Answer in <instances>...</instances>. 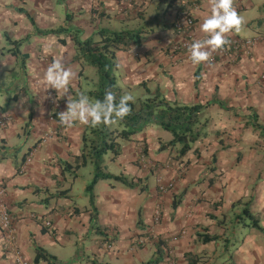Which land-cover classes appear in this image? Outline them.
I'll list each match as a JSON object with an SVG mask.
<instances>
[{
  "label": "crops",
  "instance_id": "0c3cea01",
  "mask_svg": "<svg viewBox=\"0 0 264 264\" xmlns=\"http://www.w3.org/2000/svg\"><path fill=\"white\" fill-rule=\"evenodd\" d=\"M185 1L0 0L2 35L6 36L9 43L30 37L20 47L21 56L26 58V67L22 75L16 77L18 83L11 98L5 94V87L0 88V121L5 122L4 126H0V148L7 147L12 152L9 158L0 162V187L5 191L4 206L16 223L17 248L28 252L33 264L36 247H42L55 256L56 264H145L155 257L160 242H163L164 252V260L160 264H187V253L202 256L203 264H264V240L253 238L254 228L250 224L216 223L220 210L215 213V217H211L207 211L202 212L206 209L204 206L187 203V199H193L197 188L193 192L188 190V196L185 195L180 207L173 209L174 196L179 195L180 189L189 186L174 169L172 174H166L163 179L168 181L173 178L176 180L175 187L166 191H160L159 187L155 193H151L149 206L144 213L141 211V224L135 201L130 207L115 202L113 197L118 194L120 186L107 180L111 187L107 199L95 193L98 222L94 227L90 217L92 207L86 193L87 180L92 178V164L80 168L71 182L66 177L68 170H64L63 162L72 164L69 160L75 162L80 155L87 124L71 127L61 124L58 114L66 110L67 95L61 97L54 91L40 89L38 74L44 75L53 60L59 58L66 68L77 73V79L76 45L71 37L64 34L57 35L50 45L46 42L50 35L34 33L30 17L42 30L65 25L68 16L71 18L69 26L73 29H76L78 17H83L84 22L101 19L120 23L123 27L130 22L135 26L129 27L130 30L144 28L148 33L144 35L141 47L117 54V82L123 95L132 93L139 99L145 97L148 90L151 94L159 92L169 102L186 105L206 104L218 97L236 111H225L218 105H212L206 109L204 118L214 112L220 119L226 117L229 122L233 120L231 117L239 116L241 109L260 107V102L264 100L261 79L264 76V0H234V7L243 17L244 25L239 32L229 33L227 38L254 39L256 45L251 55L244 56L239 62L224 60L215 64L210 63V60L193 64L189 54L173 55L170 52L173 45L184 41L173 25L177 22L185 24V12L179 11ZM195 1L199 9L192 13L196 21L194 41L207 38V34L201 31V24L210 14L209 0ZM19 7L24 12L16 11ZM150 9L153 15L147 17ZM144 22L146 25H143ZM4 37L0 34V44ZM61 39H65V45L60 42ZM13 48L7 47L6 53L0 51V55L6 59L5 63L19 60L10 52ZM0 63L3 64V61ZM31 68L35 72L29 75ZM8 71L12 72L11 69ZM198 72L201 81L197 85ZM29 83L36 88V95H32L31 99L36 101L40 96V100L45 101V97H49V107L57 114V117L50 118L48 129L36 128L41 118L32 109H23L24 102L15 111L11 110L12 102H19L15 89L22 87L24 90ZM30 114L33 115L31 136L23 143ZM222 126L224 124L220 123L216 129ZM155 129L161 128L151 127L142 133L144 137L134 140L136 156L145 143L150 144L147 134ZM159 139L169 142L161 137ZM219 149L215 147V150ZM14 150L19 151L13 153ZM29 151L30 162L22 167L23 172H18L16 166L21 164ZM121 156L113 160L111 154L110 164L105 160L109 173L114 174L110 170L112 165H119ZM136 156L129 160L130 164L142 170L150 168L152 173L157 174L158 181L162 179L160 161L148 159L137 163ZM220 157H224L223 151ZM83 170L89 171L88 178L82 174ZM131 172L136 176L139 173L133 169ZM82 179L84 181L80 185ZM220 190L219 196L226 194L231 202L240 199ZM63 192L66 193L60 197L59 194ZM200 194L213 201L211 190ZM45 223L52 226L47 227ZM202 234L216 236L218 240L203 243L198 236ZM4 243L6 241L0 230V247ZM10 246L8 249L13 251L15 247L11 249Z\"/></svg>",
  "mask_w": 264,
  "mask_h": 264
},
{
  "label": "rangeland",
  "instance_id": "374dc122",
  "mask_svg": "<svg viewBox=\"0 0 264 264\" xmlns=\"http://www.w3.org/2000/svg\"><path fill=\"white\" fill-rule=\"evenodd\" d=\"M248 1V0H247ZM258 2L262 0H257ZM16 8V11H19ZM104 11V10H103ZM153 15V11L148 10L147 17ZM83 17H78V22L76 23V40L82 42L87 41L90 38L98 39V32L102 29H110L113 31L130 30L129 27L133 25L130 22L127 23L128 26H122L120 23L115 24L114 22H108L105 20H90L87 22L82 21ZM143 25H146L144 22ZM133 26L132 28H134ZM139 27V26H138ZM258 28V27H257ZM256 28V29H257ZM137 30V29H136ZM1 37L2 32L0 31ZM49 36V35H47ZM51 36V38H50ZM46 42L50 45L54 43L57 35H50ZM72 38V42H73ZM47 43V44H48ZM48 44V45H49ZM49 45V46H50ZM7 47H14L13 44L9 43L6 36L4 37L3 43L0 44V51L6 53L5 49ZM77 47V46H76ZM80 55L79 47L76 48V56ZM0 88L5 87L7 89V96L11 98L13 95L12 91L17 85V76L22 75L24 70V60L19 59L17 61L6 62V59L0 55ZM79 76L77 79L72 81L71 86H69V93L73 99H77L79 93L86 94L90 100L95 101L97 87L99 84V75L96 67L91 65H86L83 60L76 59ZM28 66L30 64H27ZM12 70L9 72L8 70ZM29 69V68H28ZM83 70V75L80 76ZM35 71L31 68L28 73L31 75ZM43 73V72H42ZM117 76V74H116ZM43 74H38L40 81V89H45V91L57 90L51 88L45 81H43ZM29 85V86H28ZM23 90L22 87L15 89V92L19 96V102H12L11 110L15 111L22 102L23 109H29L36 113L40 118V123L36 125L39 129H48L49 121L51 117H57L49 107V97H45V101L40 100L41 97L38 96V100L31 99L32 95H36V88L30 85V83ZM264 91V90H263ZM1 93V90H0ZM60 94V93H59ZM138 98H135V101ZM260 107H256L255 111L259 115L261 123L264 124V100L260 102ZM251 114L248 109H241L239 111V116L231 117L230 122L226 117L219 118L218 114L214 112L212 114H207L205 119L209 120L208 132L209 136L193 145L192 151L183 158H179L178 149L168 150L165 152H160V137L165 141H170L173 139L171 133L163 129H155L149 131L147 134L150 144H144L141 147L139 154H137L136 142L138 138L144 137V134L140 133L131 140H120L122 146V156L119 161V165H112L110 172L117 174L118 176H124L125 182H114L118 189V194L113 197L114 201L118 204L124 206L138 207V221L142 220V213L149 206V197L151 193H155L160 185L167 186V190H172L176 185V180L173 178L165 181L166 174H172L174 172L180 177V179L186 180L189 185L186 189H180V194L186 190V195L188 190L192 192L197 188V193L193 196V199H187V203L194 202L197 205L204 206L205 211L208 215L215 217V213L220 210L219 219L216 223H239V224H250V219L245 218L244 212L247 209L246 203L252 202L250 209L260 221L261 226L264 227V138H260L259 134L255 132L251 126H246L247 118ZM220 123L224 126L218 127ZM80 126L83 123L77 121L73 125ZM233 124V125H231ZM34 128V127H33ZM32 130V128H31ZM30 130V132H31ZM30 132L23 135V143L30 137ZM156 132V133H155ZM33 141V139L31 138ZM30 143H33V142ZM24 147V146H23ZM215 147L220 148L215 150ZM23 149V148H18ZM147 150L148 154L145 155L144 150ZM223 151L224 157H220V152ZM136 156L137 161H146L148 159L160 161L162 164V179L158 181L157 174L152 173L151 169L142 170L138 166H133L129 163V160ZM75 162L69 160L73 165H76L78 158ZM111 154H107L104 158L107 163L110 164ZM215 159V160H214ZM169 168V169H168ZM138 170L139 173L136 176L131 172V170ZM92 178H89L88 185L92 182L94 178V168L92 166ZM82 174L87 178L90 176L88 170H83ZM66 177L68 181L74 179L73 172L71 170L66 171ZM160 177V176H159ZM83 179L79 181L80 185L83 183ZM110 182L103 180L98 183L97 188H95V193L100 194L103 199H107V192L111 189L108 186ZM70 184H68V187ZM217 188L214 190V187ZM145 190L143 191V189ZM221 189V190H220ZM211 190V195L213 201L205 199L200 193L204 194L205 191ZM229 192L234 198H240L236 201H230L229 197L224 194V196H219V191ZM217 191V192H216ZM99 195V196H100ZM188 196V195H187ZM185 198V197H184ZM198 198V199H197ZM233 198V200H235ZM190 200V201H189ZM215 200V201H214ZM192 206V203L189 204ZM202 208V207H201ZM210 211V214H209ZM217 214V213H216ZM48 223H45L47 226ZM52 226V224H51ZM253 238L264 240V233L253 229ZM5 240V239H4ZM17 241V234H16ZM3 245V244H2ZM1 259L0 264H20L18 258H21L24 262H30L31 256L28 252H23L21 249L17 248V251H12L8 249L6 243L0 247Z\"/></svg>",
  "mask_w": 264,
  "mask_h": 264
},
{
  "label": "trees",
  "instance_id": "16d2710c",
  "mask_svg": "<svg viewBox=\"0 0 264 264\" xmlns=\"http://www.w3.org/2000/svg\"><path fill=\"white\" fill-rule=\"evenodd\" d=\"M187 10L188 6L181 4L179 11L182 13ZM19 11L24 12L23 9H20ZM30 20L34 26V33L36 35L47 36L52 34H64L71 37V39L73 38L75 45L79 47L80 51V55H77L76 59H81L86 65L94 66L98 70L99 84L97 87V93L95 94L96 98L103 100L106 90H111L115 93L117 102L119 101L123 94L118 86L116 76L118 69L117 54L120 51H129L132 48L141 47L144 41V35L148 33L144 28L122 31L102 29L98 32V39L90 38L87 41L82 42L75 39L77 29H73L69 26V22L71 21L69 16L66 18L65 25L49 30L40 29L31 17ZM29 38L30 37L10 42L15 45L10 52L19 59L24 60V68L26 67V58L25 56H21L20 47ZM60 42L63 45L66 44L65 39H61ZM82 75L83 70L80 73V76ZM200 81L201 78L198 72L196 74V84L198 85ZM147 92L148 94L145 97L139 98L134 102H129L132 109L131 114L126 116L123 120L118 121L115 125L106 126L100 124L96 127L87 125L83 136V148L81 150V156L78 158V162L76 165H72L69 162H63L64 170H71L73 172V177L77 176L76 172L80 168L87 166L89 163H91L94 168V178L86 188V193L90 199V206L92 207V210H90L91 223L94 227L98 222V210L95 201L96 185L103 180L125 182L124 176H117L106 170L104 160L107 154H112L113 160L118 159L122 155L120 140H131L132 137L145 132L151 127H159L171 133L173 136V139L169 142L160 141V152L178 149V157L183 158L192 151L195 143L209 136V120L204 118V113L207 108L212 105H218L225 111H236L235 108L230 107L226 101H222L218 97H214L206 104L198 103L186 105L178 102H169L159 92L154 94L149 93L148 90ZM248 110L251 111V114L247 118L246 126H251L252 129L259 134L260 138H264V124L261 123L259 115L253 108H248ZM32 117L33 115L30 114L29 121L25 126V135L31 130ZM18 151L19 150H14L13 153H17ZM30 152L31 151L25 154L21 164L16 166L18 172H21L22 167L27 162ZM11 153L12 152L9 148L1 147L0 162L9 158ZM144 153L145 155L148 154L146 149L144 150ZM140 162L141 161H137V163ZM144 190L145 188L143 191ZM160 191L162 190L160 189ZM66 192L59 194V196L62 197ZM185 195L186 191L180 195L174 196L172 205L174 210L180 207ZM57 196L58 195L56 194V197ZM251 204L252 202L246 203L247 209L244 212L245 218H247V220L250 219V225L254 229L264 233V227L261 226L259 219L255 217L250 209ZM141 222L142 220L140 219L139 223L141 224ZM43 231L46 232V230ZM198 236L203 243H210L218 240V237L216 236L203 234ZM161 243L163 244V242L158 244V250L155 257L145 264H160L164 260V252ZM186 260L187 264L204 263L203 257L194 253H187ZM43 261L47 262V264H56L57 259L42 247H36L34 263L40 264Z\"/></svg>",
  "mask_w": 264,
  "mask_h": 264
},
{
  "label": "clouds",
  "instance_id": "9594fccd",
  "mask_svg": "<svg viewBox=\"0 0 264 264\" xmlns=\"http://www.w3.org/2000/svg\"><path fill=\"white\" fill-rule=\"evenodd\" d=\"M209 5L210 14L201 24V31L207 34V38L196 40L188 47L193 64L207 62L213 52L230 44L228 34L239 32L244 25L243 17L234 7V0H209ZM76 76L77 73L66 68L59 58L53 60L44 74V80L51 88L57 90L61 97L67 95L66 110L58 114L61 124L71 127L79 121L92 127L100 124L112 126L131 114L129 102L135 101L132 93H125L118 102L111 90H106L103 100L92 101L84 93L73 99L68 95L69 85Z\"/></svg>",
  "mask_w": 264,
  "mask_h": 264
},
{
  "label": "built area",
  "instance_id": "2783aa9c",
  "mask_svg": "<svg viewBox=\"0 0 264 264\" xmlns=\"http://www.w3.org/2000/svg\"><path fill=\"white\" fill-rule=\"evenodd\" d=\"M126 1V0H124ZM185 5L188 6V10L184 13L186 16L185 24L177 22L174 25V29L178 31L183 37L184 41L178 44H175L171 47L170 52L175 54L187 53L190 55L188 47L194 42V30L196 27V21L192 15V13L199 9V4L195 0H186L184 2ZM230 44L225 46L221 50H217L212 53L210 57V63H218L224 60L231 61L233 63L239 62L244 56H250L255 45L256 40L254 39H229ZM263 85H264V76L261 77ZM5 122L0 121V126H4ZM30 156V155H29ZM30 159H27L28 164ZM24 168H22L23 172ZM167 186H160L162 191H165ZM4 198L5 191L0 187V230L4 236L7 246H14L17 251V241L16 234L17 228L14 218L11 216L10 212L4 206ZM51 224L48 223L47 227H50ZM20 264H28V262H24L22 260H18Z\"/></svg>",
  "mask_w": 264,
  "mask_h": 264
},
{
  "label": "bare ground",
  "instance_id": "6f19581e",
  "mask_svg": "<svg viewBox=\"0 0 264 264\" xmlns=\"http://www.w3.org/2000/svg\"><path fill=\"white\" fill-rule=\"evenodd\" d=\"M11 247V249L13 248L12 246H10ZM13 251H16V248H14V250ZM22 260L21 258H18V260ZM23 261V260H22ZM28 264H30L29 262H28Z\"/></svg>",
  "mask_w": 264,
  "mask_h": 264
}]
</instances>
